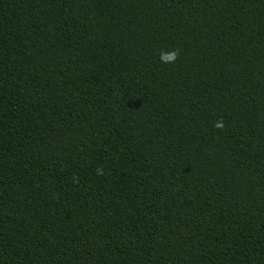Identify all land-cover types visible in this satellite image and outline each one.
I'll return each mask as SVG.
<instances>
[{
    "label": "trees",
    "instance_id": "obj_1",
    "mask_svg": "<svg viewBox=\"0 0 264 264\" xmlns=\"http://www.w3.org/2000/svg\"><path fill=\"white\" fill-rule=\"evenodd\" d=\"M0 264H264V0H0Z\"/></svg>",
    "mask_w": 264,
    "mask_h": 264
},
{
    "label": "clouds",
    "instance_id": "obj_2",
    "mask_svg": "<svg viewBox=\"0 0 264 264\" xmlns=\"http://www.w3.org/2000/svg\"><path fill=\"white\" fill-rule=\"evenodd\" d=\"M175 57H176V53H175V52H170V53L164 55V56L162 57V60H163L164 62H173V61L175 60ZM216 127H217V128H220V127H221V124H220V123H217V124H216Z\"/></svg>",
    "mask_w": 264,
    "mask_h": 264
}]
</instances>
